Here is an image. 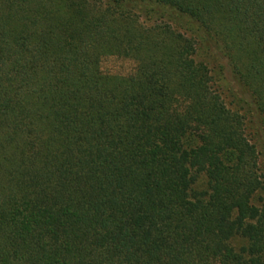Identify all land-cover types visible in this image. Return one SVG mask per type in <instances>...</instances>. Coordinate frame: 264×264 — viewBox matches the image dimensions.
<instances>
[{
  "label": "trees",
  "instance_id": "trees-1",
  "mask_svg": "<svg viewBox=\"0 0 264 264\" xmlns=\"http://www.w3.org/2000/svg\"><path fill=\"white\" fill-rule=\"evenodd\" d=\"M202 46L264 126V0H0V264H264L257 148Z\"/></svg>",
  "mask_w": 264,
  "mask_h": 264
},
{
  "label": "rangeland",
  "instance_id": "rangeland-1",
  "mask_svg": "<svg viewBox=\"0 0 264 264\" xmlns=\"http://www.w3.org/2000/svg\"><path fill=\"white\" fill-rule=\"evenodd\" d=\"M135 15L138 16L139 21L145 24H153L158 17L154 14H148L143 7H137L134 10ZM172 25L175 30L184 33L187 36L193 35L189 31L187 23L181 19H173ZM197 57L204 61L213 77V84L221 95L226 106L234 113L245 117L247 136L251 142L256 146L259 157V171L263 182V190L257 194L259 197H264V126L259 124L253 112V107L250 105V100L245 96L243 90L240 88L236 79L232 75L227 60L224 58L222 52L214 46L200 47ZM138 63L135 60L121 57V56H107L102 59L101 71L104 76L108 77H129L136 73ZM205 177L200 176L197 179V185L204 186ZM239 248L245 244L243 239L235 241Z\"/></svg>",
  "mask_w": 264,
  "mask_h": 264
}]
</instances>
